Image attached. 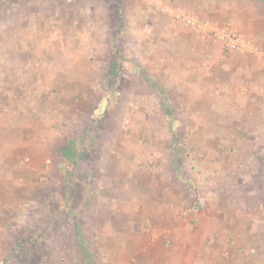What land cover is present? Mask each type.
<instances>
[{
  "label": "rangeland",
  "instance_id": "374dc122",
  "mask_svg": "<svg viewBox=\"0 0 264 264\" xmlns=\"http://www.w3.org/2000/svg\"><path fill=\"white\" fill-rule=\"evenodd\" d=\"M0 264H264V0H0Z\"/></svg>",
  "mask_w": 264,
  "mask_h": 264
},
{
  "label": "built area",
  "instance_id": "2783aa9c",
  "mask_svg": "<svg viewBox=\"0 0 264 264\" xmlns=\"http://www.w3.org/2000/svg\"><path fill=\"white\" fill-rule=\"evenodd\" d=\"M186 23L188 24V25H191L193 28L195 27V26H198L197 24H196V21H193V20H191V19H189V20H186ZM234 46V45H233ZM232 45H231V47H233Z\"/></svg>",
  "mask_w": 264,
  "mask_h": 264
}]
</instances>
